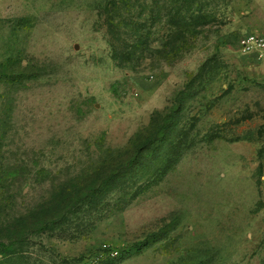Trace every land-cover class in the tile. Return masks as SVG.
<instances>
[{
	"label": "rangeland",
	"instance_id": "374dc122",
	"mask_svg": "<svg viewBox=\"0 0 264 264\" xmlns=\"http://www.w3.org/2000/svg\"><path fill=\"white\" fill-rule=\"evenodd\" d=\"M250 34L264 0H0V264H264ZM55 196L82 200L8 244Z\"/></svg>",
	"mask_w": 264,
	"mask_h": 264
},
{
	"label": "trees",
	"instance_id": "16d2710c",
	"mask_svg": "<svg viewBox=\"0 0 264 264\" xmlns=\"http://www.w3.org/2000/svg\"><path fill=\"white\" fill-rule=\"evenodd\" d=\"M15 168L18 167H7V171L5 170L3 172L4 174H2V177H0V186L3 190L2 194L0 195V209L2 211H5L6 209L12 207V200H14V198L13 196H11V193H6V191L10 192V185L13 184L15 180ZM81 200V197L55 196L51 198H43L42 200L34 204H27L24 214L13 217L11 221H8L6 219L3 220V223H11V227L15 226L14 229H18L16 230V235H7L6 239L8 240V244L18 242V238H20V236H26V234L29 232H34L37 230L41 231L50 224L60 223V220L58 219L63 217L68 212L69 208L77 206V204ZM27 219H30V222H28ZM26 222H28L29 224L27 225ZM2 246L4 245L2 244ZM3 250H5L4 247L2 248V250L0 248L1 252H4ZM3 256L4 255H1V258H3Z\"/></svg>",
	"mask_w": 264,
	"mask_h": 264
},
{
	"label": "built area",
	"instance_id": "2783aa9c",
	"mask_svg": "<svg viewBox=\"0 0 264 264\" xmlns=\"http://www.w3.org/2000/svg\"><path fill=\"white\" fill-rule=\"evenodd\" d=\"M242 48L244 53L254 54L256 56H264V35L250 34L242 41ZM109 255L112 258L118 256V252L111 250Z\"/></svg>",
	"mask_w": 264,
	"mask_h": 264
}]
</instances>
